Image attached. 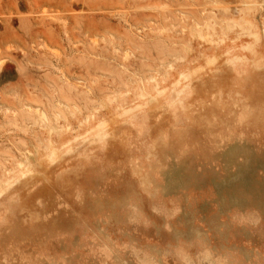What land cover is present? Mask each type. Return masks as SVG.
<instances>
[{
    "label": "rangeland",
    "instance_id": "374dc122",
    "mask_svg": "<svg viewBox=\"0 0 264 264\" xmlns=\"http://www.w3.org/2000/svg\"><path fill=\"white\" fill-rule=\"evenodd\" d=\"M243 1L0 0V182L21 164L43 170L50 150L61 152L101 122L123 127L127 137L124 145H89L90 179L65 189V199L56 176L79 157L47 169L57 207L45 219L62 210L64 230L43 243L21 241L22 249L63 252L73 264H264V126L234 120L239 108L225 115L243 134L232 142L251 145L257 159L243 179L232 167L240 157L229 165L200 156L201 179L166 193L162 176L153 193L133 172L136 162H151L145 152L159 125L148 106L161 92L177 97L172 88L181 80L182 99L195 101L218 84L217 96L228 102L237 76L228 59L264 65V6L254 23L239 22ZM218 56L224 71L215 73L208 58ZM204 65L203 85L181 78ZM143 100L147 106L137 108ZM203 144L202 152L210 149L206 137ZM24 190L20 203L29 200Z\"/></svg>",
    "mask_w": 264,
    "mask_h": 264
},
{
    "label": "bare ground",
    "instance_id": "6f19581e",
    "mask_svg": "<svg viewBox=\"0 0 264 264\" xmlns=\"http://www.w3.org/2000/svg\"><path fill=\"white\" fill-rule=\"evenodd\" d=\"M225 1L214 0V3ZM263 6L264 0H261V3L260 0H244L241 7L242 16L237 21L254 23L255 10ZM241 58L235 55L228 59V69L231 72L236 71L237 75L233 81L234 85L232 83L228 87L230 101L224 102L217 96L220 89H223V86L218 84L211 85V88L205 86L206 93H201L195 101H185L182 94L188 95L187 85L181 86L179 80L172 88L177 97L173 98L171 93L163 91L160 93L163 99L157 102V106H148L159 125L158 133L151 138V144L145 152L146 158L151 162L148 167H144L140 162L133 165V172L141 178L144 189L154 188L150 191L157 192L155 189L158 190L162 183L160 176L161 180H164L161 190L165 193L197 182L201 179L196 174L197 158L200 156L205 162L218 161L219 158L225 157V162L229 165H233L232 162L240 157L239 162L232 167L236 168L239 179L244 178L243 169H248L255 163L256 155L251 145L240 143L239 140L232 142L235 138H243V134L235 132L231 121L225 119V115H233L237 107L240 112L234 120L253 126H264V65L255 59L250 69L246 63L238 67L237 62ZM208 65L216 66L215 73L224 71L219 56L218 59L208 58ZM208 65H204L200 70L187 69L181 78L203 85L202 73L207 72ZM245 67V70H240ZM147 103L143 100L137 108L142 109ZM39 113L46 117L44 111ZM167 114L171 115V119L166 117ZM123 120L128 124L132 123L130 117ZM205 137L210 140L211 146L202 152ZM126 139L123 127H116L112 122H101L94 131L88 132L80 140L69 141L61 152L50 150L44 159L43 170L31 163L21 164L14 176L0 182V264H73L71 259L68 260L66 253L53 254L34 247L22 249L19 245L21 241H28L31 245L35 244L36 240L43 243L46 241L43 236L49 232L64 230L62 210L59 209L56 215L45 219L57 207L55 186L47 175V169L61 163L66 156L79 157V165L67 166L56 176L55 182L61 188L60 195L65 199L63 191L70 188L73 190L79 183H84L81 177L86 174L88 176V169H85L84 164L89 161V145L103 142V145L107 146L113 140L124 145ZM88 178L90 179L89 176ZM19 189H25L28 201L20 203L22 196Z\"/></svg>",
    "mask_w": 264,
    "mask_h": 264
}]
</instances>
